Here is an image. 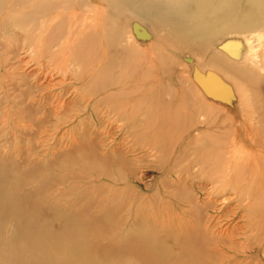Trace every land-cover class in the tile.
<instances>
[{
  "label": "bare ground",
  "instance_id": "6f19581e",
  "mask_svg": "<svg viewBox=\"0 0 264 264\" xmlns=\"http://www.w3.org/2000/svg\"><path fill=\"white\" fill-rule=\"evenodd\" d=\"M136 17L160 37L156 50L145 46L152 35L133 21ZM163 30L161 36L158 31ZM0 37L9 53L16 47L30 49L36 68L72 76L79 101L100 96L109 86L130 84L133 112L145 111L147 124L163 140L173 143L179 138V157L188 161L179 168V184H185L179 187V231L165 223L160 234L138 218L137 228L115 247V242L101 241L106 236L105 213L98 218L64 213L44 203L40 188H26L25 171L0 165V264H213L222 231L211 216L207 225L194 212L211 207V194L224 197L233 192L248 224L264 227V96L259 93L264 48L258 51L253 44L256 40L264 45V0H0ZM179 49L196 59L216 50L211 64L222 66L224 77L240 87L248 107H253L250 112L243 109L244 125L237 131L234 116L213 114L215 107L196 86L190 88L193 96H184L178 83H157L160 77H173ZM222 50L229 57L221 55ZM230 53L241 56L237 59L243 66ZM251 61L256 68L248 65ZM104 97L109 109L124 108V94L109 92ZM199 110L205 114V130L195 134L192 145L184 144L183 135ZM225 122L229 125L216 126ZM201 194H206L202 205L194 197ZM183 207L191 209L189 217Z\"/></svg>",
  "mask_w": 264,
  "mask_h": 264
},
{
  "label": "rangeland",
  "instance_id": "374dc122",
  "mask_svg": "<svg viewBox=\"0 0 264 264\" xmlns=\"http://www.w3.org/2000/svg\"><path fill=\"white\" fill-rule=\"evenodd\" d=\"M133 21L143 25L152 35L153 38L150 36L144 44L151 51L156 50L162 44L160 37H155V32L148 30L145 20L136 17ZM160 31L158 33L164 35V30ZM3 40L4 37H0V165L17 166L20 171H25L26 188H40L44 203L64 213L82 212L89 218H98L100 213H105L108 219L102 244L115 242L112 243L115 247L118 239L130 235L137 228L138 218L156 227L155 231L160 234L165 232V223L174 225L179 231V187L180 184L185 185L179 184V168L187 165L188 161L179 157V138L177 143L163 140L147 124L149 117L145 111L137 108L133 112L129 104L134 103L130 98H134L131 93L134 90L130 84H120L115 88L109 86L101 91L100 96L87 95V101H79L75 91L77 82L72 76L59 70L36 68L37 64L30 58L33 54L30 49L16 47L12 49L14 53H9L8 49L2 48ZM255 41L256 50L264 48ZM222 51L221 55L229 57L228 51ZM217 55L213 49L202 59H196L194 54L179 49V61L174 66L173 77H160L157 83L172 81L175 86L178 83L184 89V96H193L190 88L196 86L203 98L215 107L213 114L221 112L234 116L235 130L240 123L244 125L242 113L250 112L253 107H248L240 87L224 77L222 66L216 69L211 64L209 58ZM230 57L237 59L241 56L235 57L230 53ZM237 64L243 66L244 63ZM248 65L256 68L252 61ZM261 74L263 80L259 93L263 97L264 72ZM109 92L125 95L124 108L117 111L110 107V111L104 105L106 100L109 102L104 97ZM201 112L199 110L193 127L183 135V142L192 145L195 134L205 130V114ZM256 122L253 121L255 126L258 125ZM217 124L218 128L229 125L227 122ZM252 130L254 132V128ZM211 196L215 197L211 198L214 199L211 207L199 212L194 204V212L201 214V222L207 225L211 216V222L222 231L219 234L223 239L218 246L220 250L215 248L216 252L213 249L212 263L264 264L263 225L257 229L248 224L247 214L238 208L233 192L224 197ZM194 197L202 205L206 194ZM183 208L189 217L191 209Z\"/></svg>",
  "mask_w": 264,
  "mask_h": 264
}]
</instances>
